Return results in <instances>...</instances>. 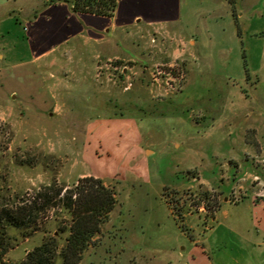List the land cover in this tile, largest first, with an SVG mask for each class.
Here are the masks:
<instances>
[{
	"label": "rangeland",
	"instance_id": "1",
	"mask_svg": "<svg viewBox=\"0 0 264 264\" xmlns=\"http://www.w3.org/2000/svg\"><path fill=\"white\" fill-rule=\"evenodd\" d=\"M150 5H170L171 21L149 25ZM29 39L53 49L33 58ZM0 56V206L92 176L117 202L80 264L234 253L211 215L234 187L230 158L242 160L238 177L261 170L241 137L264 144V0H118L110 18L64 0H0ZM53 204L40 231L7 230L0 264H21L43 238L63 245L70 217Z\"/></svg>",
	"mask_w": 264,
	"mask_h": 264
},
{
	"label": "trees",
	"instance_id": "2",
	"mask_svg": "<svg viewBox=\"0 0 264 264\" xmlns=\"http://www.w3.org/2000/svg\"><path fill=\"white\" fill-rule=\"evenodd\" d=\"M71 11L100 17H113L118 0H64ZM52 183L38 192L31 201L20 199L12 205L0 206V254L8 248L7 230L20 231L23 237H29L40 231L37 218L48 207H54L55 200L60 201V208L70 217V222L61 231H66L64 243L59 246L58 237L43 238L41 243L28 251L21 264H54L60 259L61 264H80L82 253L95 246L96 236L107 222L110 212L116 205V194L111 186H106L100 179L92 176L78 178L71 189ZM65 189L63 197L59 193ZM171 213L177 221L182 216L172 201L168 200ZM217 205L211 215L218 210ZM178 210H180L178 208ZM181 211V210H180Z\"/></svg>",
	"mask_w": 264,
	"mask_h": 264
},
{
	"label": "crops",
	"instance_id": "3",
	"mask_svg": "<svg viewBox=\"0 0 264 264\" xmlns=\"http://www.w3.org/2000/svg\"><path fill=\"white\" fill-rule=\"evenodd\" d=\"M149 10L152 14L145 15V21L151 26H163L171 21L174 15L170 5H150ZM132 17L134 22L138 20L137 18H143L139 13ZM66 40H69L68 37ZM29 42L30 47L34 48L33 58L47 55L53 49V45L45 49L41 46L35 48L33 44L38 43L30 41V39ZM105 60L133 61L120 55H111ZM241 140L244 144H250L255 149L251 151L249 150L251 147L249 149L244 147L242 149L244 159L250 160L257 167L260 166L261 170L259 173H248L247 177L244 175L238 177L242 160L238 159L239 157L230 158L229 163L236 170L232 174L234 187L230 198L221 199L219 208L211 220L213 223L215 222L216 227H222L223 222L224 225L227 222V235L229 236L227 242L230 246H234V253H229L227 258H219L222 264H264V144L261 145L260 140L258 141L254 136L250 139L244 136L241 137ZM242 179L245 180V187L242 185ZM213 223L206 230L210 229L209 231L213 232L216 228Z\"/></svg>",
	"mask_w": 264,
	"mask_h": 264
}]
</instances>
